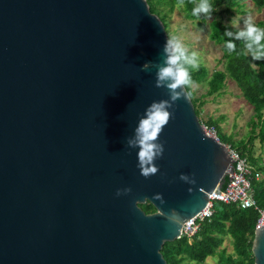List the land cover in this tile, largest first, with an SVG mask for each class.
I'll use <instances>...</instances> for the list:
<instances>
[{"label": "water", "instance_id": "obj_1", "mask_svg": "<svg viewBox=\"0 0 264 264\" xmlns=\"http://www.w3.org/2000/svg\"><path fill=\"white\" fill-rule=\"evenodd\" d=\"M168 41L146 0H0V264H167L233 167L184 85H158ZM153 103L170 118L145 177ZM251 251L264 264V226Z\"/></svg>", "mask_w": 264, "mask_h": 264}, {"label": "trees", "instance_id": "obj_2", "mask_svg": "<svg viewBox=\"0 0 264 264\" xmlns=\"http://www.w3.org/2000/svg\"><path fill=\"white\" fill-rule=\"evenodd\" d=\"M146 1L150 12L159 17L165 30L168 27L167 20L177 6L182 8L185 19L196 21L197 25H203L209 29L210 39L221 50L222 56L219 63L223 64V69L209 71L203 63H197L199 66L194 69L190 63L181 58L178 65L187 69L190 76V82L184 87L187 93H191L189 97L196 110L200 104L199 100L204 97L199 96L198 100L195 98L191 89L192 84L203 83L206 87L205 95L220 93L229 80L236 84L246 103L252 107L249 120L250 130L247 132L246 139L233 141L230 135L226 137L228 141L223 142L218 138L222 143L236 148L239 154L247 160L253 176L255 174L264 175V156L256 157L253 154L255 141L261 148H264V57L260 60H253V51L258 46L253 45V51H250L247 48L246 38H238V34L246 31L247 26L237 29L224 23L228 15L233 11H240L241 4L248 0H208L213 9L209 21L208 16L203 12L193 15V10L200 6L202 0ZM249 1L258 10L264 8V0ZM251 24L264 30V20H257ZM226 33H231V35ZM228 43L235 45V51L226 47ZM260 44L264 45V38L261 39ZM184 52L189 59L193 58L192 52L185 50ZM199 121L204 124L202 120L199 119ZM220 121V119L210 117L206 120L207 125L216 129L217 136L218 129L221 128ZM251 183L258 207L264 208V179L255 180L253 178ZM224 185L225 183L222 188ZM140 207L146 213L155 211L149 203L140 205ZM258 217L257 210L253 208L240 209L236 204L217 203L214 205L212 217L201 223L199 231L191 241L186 237H181L173 242H165L161 250L162 256L167 264H203L208 257H216L217 264H254L251 247ZM225 238L231 240V251L224 246Z\"/></svg>", "mask_w": 264, "mask_h": 264}, {"label": "rangeland", "instance_id": "obj_3", "mask_svg": "<svg viewBox=\"0 0 264 264\" xmlns=\"http://www.w3.org/2000/svg\"><path fill=\"white\" fill-rule=\"evenodd\" d=\"M240 11H233L224 20L233 28L242 29L257 20H264V8L257 9L251 1L241 4ZM211 19V18H210ZM207 18V20H210ZM166 32L173 43H179L185 51L195 53V62L203 63L209 71L213 69H223V64L219 63L222 56L221 50L209 36V29L203 25H197L185 19L181 7L177 6L170 14ZM191 89L195 98L203 96L199 100L200 104L196 107V115L207 125V118L220 119L221 128L218 129V137L221 141H228L226 137H233V141L246 139L247 132L250 130L249 120L252 115V107L246 103L241 91L236 84L229 80L223 90L218 93L206 94V87L203 83L192 84ZM194 101V100H193ZM198 102V103H199ZM209 126V125H207ZM226 139H225V138ZM254 156H264V148H261L257 141L253 144ZM264 175L260 176V180ZM224 246L231 251V240L225 238ZM203 264H217L216 257H208Z\"/></svg>", "mask_w": 264, "mask_h": 264}, {"label": "clouds", "instance_id": "obj_4", "mask_svg": "<svg viewBox=\"0 0 264 264\" xmlns=\"http://www.w3.org/2000/svg\"><path fill=\"white\" fill-rule=\"evenodd\" d=\"M212 6L209 4L208 0H202L200 6L193 10V15H198L199 13H205L208 18H211ZM231 35V33H226ZM244 37L248 41L247 48L250 51H253V45L258 47L253 51V60H260L264 57V45L260 44L262 38H264V30L259 29L255 25L249 23L246 31H241L238 34V38ZM169 47L172 48V54L169 55L166 63L168 66L161 67L158 71V85L160 82L170 79L172 82L167 85L169 89L172 90L174 98L178 97L179 94L175 93V90L181 86L188 84L190 82V76L187 69L183 66H179L178 62L183 58L186 62L190 63L192 67L198 68V64L195 62V53H193V58L189 59L184 50L181 48L179 43H173L169 39L168 44L165 47L167 52ZM226 47L229 50L235 51V45L228 43ZM176 66V67H173ZM191 93H188L190 96ZM170 118L169 112L165 109L164 104L153 103L151 108L147 111L146 118L142 119L139 122L137 128V143L139 145L138 160L139 167L141 169V174L145 177H149L152 174H155L157 171L156 167L152 164L153 159L158 155L162 154L164 151L163 145H157L152 143L158 138L159 133L162 131L163 127L167 124ZM132 143L131 141L129 142ZM125 192L131 191V189H124ZM117 195H120V190H117ZM169 220L180 224L182 221L180 217L174 216L169 217Z\"/></svg>", "mask_w": 264, "mask_h": 264}, {"label": "built area", "instance_id": "obj_5", "mask_svg": "<svg viewBox=\"0 0 264 264\" xmlns=\"http://www.w3.org/2000/svg\"><path fill=\"white\" fill-rule=\"evenodd\" d=\"M204 132L218 141L217 131L213 126L202 124ZM229 157L233 160L232 170L228 173L224 187L215 188L208 196V203L195 217L184 223L181 237L189 241L197 234L200 225L210 219L214 213V205L217 203L236 204L240 209L253 208L257 210L259 217L255 229L264 226V208H259L254 198L251 180H258L259 174L252 175V171L236 148L230 144H224Z\"/></svg>", "mask_w": 264, "mask_h": 264}]
</instances>
